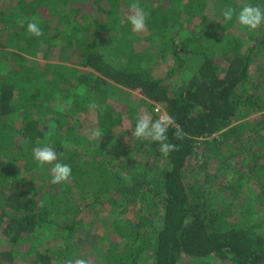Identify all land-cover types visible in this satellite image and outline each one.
Masks as SVG:
<instances>
[{
  "label": "trees",
  "instance_id": "trees-1",
  "mask_svg": "<svg viewBox=\"0 0 264 264\" xmlns=\"http://www.w3.org/2000/svg\"><path fill=\"white\" fill-rule=\"evenodd\" d=\"M133 2L147 13L140 33L126 20ZM245 4L264 10V0H0V264H75L90 251L89 264H264V22L222 17ZM29 21L43 34L29 35ZM152 47L170 56L164 73ZM117 86L153 120L155 105L174 117L177 151L131 137L140 111L118 108ZM44 146L71 167L68 182L46 183L52 165L32 155Z\"/></svg>",
  "mask_w": 264,
  "mask_h": 264
},
{
  "label": "clouds",
  "instance_id": "clouds-1",
  "mask_svg": "<svg viewBox=\"0 0 264 264\" xmlns=\"http://www.w3.org/2000/svg\"><path fill=\"white\" fill-rule=\"evenodd\" d=\"M234 14L237 23L249 30H255L262 22H264V10L248 4L243 5L238 13H236L233 8L224 9L222 12L224 22L232 21ZM126 20L131 25V30L134 33H140L146 30L147 13L136 2H133L129 6ZM26 30L31 36H40L43 34L38 24L34 21L28 22ZM88 107L90 110H95L97 105L93 101ZM170 128L175 129L173 134L175 139L182 140L184 138L185 133L183 132V129L176 124L174 117L167 112H163L155 120L152 119L150 114L144 113L137 117L135 128L131 132V137L157 143L160 152L164 156H167L173 151L179 149L177 144L168 142L167 133ZM91 135L94 137L102 136L99 129H92ZM32 155L37 166L43 167L46 164L52 165L50 169V183L59 184L69 181L72 174L71 167L68 164L56 162L57 153L53 147L44 146L33 148ZM75 264H89V262L84 259H77Z\"/></svg>",
  "mask_w": 264,
  "mask_h": 264
},
{
  "label": "rangeland",
  "instance_id": "rangeland-1",
  "mask_svg": "<svg viewBox=\"0 0 264 264\" xmlns=\"http://www.w3.org/2000/svg\"><path fill=\"white\" fill-rule=\"evenodd\" d=\"M231 30L233 32H235L236 34H239L237 32V29L235 30V28H231ZM238 36L241 37L240 34ZM2 39L3 38H0V49H5V47H3L2 44H1ZM147 46H148V44H147ZM157 49H158L157 47H152V49H151V52L150 53H151V56L153 58L151 62L153 63V67H155L154 69H156L155 70L156 73H159V72L164 73L163 72L164 71L163 69H165L163 67L165 65L164 63H166L167 61H169L170 56H168L167 58L163 59L164 62H162L161 59H160L161 57L159 56ZM56 62H58V63H67L66 60L62 61V59H60V58H58L56 60ZM69 65L71 67H74V69H76L78 67V65H72V64H69ZM114 92H115V95L114 94H111V95L113 96V98H115L116 102L118 103L117 106H118V108L120 110L123 111V110H126L129 106L135 105L139 109V111H140V114H138V115H142L144 113L150 114L149 111H147L143 107H140L141 106V102L138 100V97H139L138 94L132 92L129 89L123 88L121 86H117V89L114 90ZM156 106L157 105H155V107ZM154 111H155V108H154ZM162 113L163 112H156V114L158 116L160 114H162ZM127 117H128V114L124 113V115H123V118H124L123 122L125 124H129V121H128L129 119ZM46 179H47L46 180V183L48 184V181L51 180V173H49V175H47ZM44 198L46 199V194H45ZM98 222H100V221H98ZM98 224L99 225H102L101 223H98ZM95 234L98 235V236H100V237H103V238H106L107 237V234L105 233V231L102 230V228L96 230ZM86 253H88V255L85 258L86 261L93 258V255H92V252L91 251L90 252H86ZM95 259H97V258L95 257L94 260ZM26 262L27 261H25V260L19 259V260L15 261L13 264H26ZM180 264H189V262L188 261H182V263H180Z\"/></svg>",
  "mask_w": 264,
  "mask_h": 264
},
{
  "label": "built area",
  "instance_id": "built-area-1",
  "mask_svg": "<svg viewBox=\"0 0 264 264\" xmlns=\"http://www.w3.org/2000/svg\"><path fill=\"white\" fill-rule=\"evenodd\" d=\"M155 111L156 112H164V110L161 108V106H159V105H157L156 107H155Z\"/></svg>",
  "mask_w": 264,
  "mask_h": 264
}]
</instances>
